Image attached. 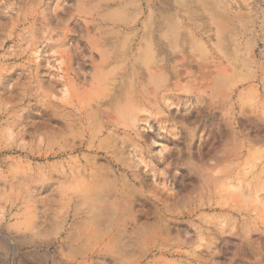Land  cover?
Wrapping results in <instances>:
<instances>
[{
	"label": "rangeland",
	"instance_id": "1",
	"mask_svg": "<svg viewBox=\"0 0 264 264\" xmlns=\"http://www.w3.org/2000/svg\"><path fill=\"white\" fill-rule=\"evenodd\" d=\"M0 264H264V0H0Z\"/></svg>",
	"mask_w": 264,
	"mask_h": 264
},
{
	"label": "bare ground",
	"instance_id": "2",
	"mask_svg": "<svg viewBox=\"0 0 264 264\" xmlns=\"http://www.w3.org/2000/svg\"><path fill=\"white\" fill-rule=\"evenodd\" d=\"M136 115V113H135ZM136 116L134 117L132 114H131V118H130V121L132 122L131 126H133V124L136 122L135 120ZM129 124V123H128ZM135 125V124H134Z\"/></svg>",
	"mask_w": 264,
	"mask_h": 264
}]
</instances>
